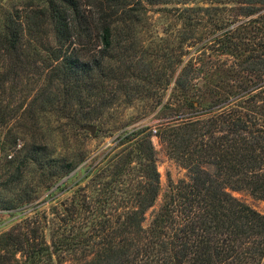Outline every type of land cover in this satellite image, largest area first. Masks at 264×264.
Wrapping results in <instances>:
<instances>
[{"label":"trees","instance_id":"16d2710c","mask_svg":"<svg viewBox=\"0 0 264 264\" xmlns=\"http://www.w3.org/2000/svg\"><path fill=\"white\" fill-rule=\"evenodd\" d=\"M150 12L174 24L153 47ZM136 102L154 128L88 163L82 128ZM16 119L0 264H264V214L230 194L264 201V0H0V127ZM153 137L186 172L156 209Z\"/></svg>","mask_w":264,"mask_h":264},{"label":"rangeland","instance_id":"374dc122","mask_svg":"<svg viewBox=\"0 0 264 264\" xmlns=\"http://www.w3.org/2000/svg\"><path fill=\"white\" fill-rule=\"evenodd\" d=\"M149 20L145 22V31L142 33L143 42L145 45L154 46L156 40L153 39V33L156 32L160 37L166 38L170 32L174 29V24L170 17H161L158 13L150 12L148 13ZM166 100V96L164 98ZM26 105L23 106L25 108ZM147 107V106H146ZM142 102H136L133 105H121L109 110L102 121V123L89 124L96 126V132L91 135L89 132L78 137L77 140L73 141V146L77 149H81L87 155V162L90 163L94 158L106 147L111 145V142L115 139L116 135L122 131L142 128L145 126L154 128L156 123L155 118H153V113L147 109ZM21 121L17 119L10 121L7 126L0 127V143L3 142L12 131H20ZM36 127V126H35ZM39 127V123L37 127ZM9 129H11L9 131ZM39 132V131H37ZM40 133V132H39ZM38 133V134H39ZM152 144L156 151V166L157 171L160 175L161 193L153 209H156L161 201V195L166 189L167 180L170 178L173 182L186 178V172L173 160H170L166 153L164 146L160 144L157 138H152ZM19 146L17 147V149ZM9 156H6L4 152L0 150V177H4L6 182H13L11 184H16L18 176L13 175L8 177L6 170L9 167L8 161L12 156L13 152ZM230 194L238 201L246 204L251 209L264 214V201L256 199L248 194L246 191H230ZM39 201H42L46 194L40 196ZM2 211H0L1 213ZM151 210L148 212V214ZM15 217H9L8 215L0 214V233L7 230L9 226L13 223Z\"/></svg>","mask_w":264,"mask_h":264},{"label":"water","instance_id":"95a60500","mask_svg":"<svg viewBox=\"0 0 264 264\" xmlns=\"http://www.w3.org/2000/svg\"><path fill=\"white\" fill-rule=\"evenodd\" d=\"M82 130L89 132L91 135H94L96 132V126L93 125H86L82 128Z\"/></svg>","mask_w":264,"mask_h":264},{"label":"built area","instance_id":"2783aa9c","mask_svg":"<svg viewBox=\"0 0 264 264\" xmlns=\"http://www.w3.org/2000/svg\"><path fill=\"white\" fill-rule=\"evenodd\" d=\"M153 133H155V131Z\"/></svg>","mask_w":264,"mask_h":264}]
</instances>
